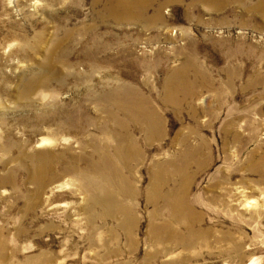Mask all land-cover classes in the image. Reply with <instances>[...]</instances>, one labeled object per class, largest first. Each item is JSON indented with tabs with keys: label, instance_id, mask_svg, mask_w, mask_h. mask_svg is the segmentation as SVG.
<instances>
[{
	"label": "rangeland",
	"instance_id": "rangeland-1",
	"mask_svg": "<svg viewBox=\"0 0 264 264\" xmlns=\"http://www.w3.org/2000/svg\"><path fill=\"white\" fill-rule=\"evenodd\" d=\"M140 1L136 19L112 0H0V264H264V0ZM189 62L202 89L174 109L163 82ZM135 90L163 134L130 125L127 214L91 207L90 224L83 172L99 177L101 150L115 163L112 115Z\"/></svg>",
	"mask_w": 264,
	"mask_h": 264
},
{
	"label": "bare ground",
	"instance_id": "bare-ground-1",
	"mask_svg": "<svg viewBox=\"0 0 264 264\" xmlns=\"http://www.w3.org/2000/svg\"><path fill=\"white\" fill-rule=\"evenodd\" d=\"M112 1H113V5L109 10L111 16L116 17L118 14V10H121L131 15L137 16L136 19H141L140 18L141 13L145 8L143 9V4H141L140 0H112ZM155 17L156 18L161 17L159 9H156ZM189 64L190 62L185 66L181 67L180 69L172 72L163 82L164 96L162 100L163 102L164 101L171 102L174 109L177 108L179 110L183 101H185L189 97H194L197 94L199 95V93L201 92L200 90L202 89V87L194 86L193 80H190L186 76V68L188 67ZM114 93H117V91H115ZM170 94H174V95L172 96ZM177 94L181 95V99L176 97ZM113 96L114 99H116V96L114 94ZM119 114H122L123 117L118 116ZM112 117L114 119V122L116 123V128L118 130L123 129L124 132L121 136H118L116 139L117 149L114 152L115 163H113V160L108 154H104L101 156V153L103 151L101 150L100 151L101 163L98 166V170L101 173L99 174V177L91 178L86 172H83V174L89 177L88 180H92V181H87L83 186L80 187L83 193H85V196H89L90 195L89 193H91L92 195H95L94 193H99L96 194L97 197L94 196L95 202L86 204L85 212H86L87 221L90 224L95 218V216H93V211L95 209L91 207H95V206L106 207L105 209L102 210V217H108L110 214V209H113L114 211H117L122 215L127 214V210L124 208V204L122 201L123 199L120 197L122 196L124 197L125 195H127L130 189H128L129 187L126 186L127 179L123 177L122 172L128 171L131 165L134 164L135 162L137 163L142 162L144 155V153L140 150L139 145L136 144L134 137L128 135V133L126 132L129 129H131L130 125L136 126V128L139 129H143L147 141L153 138L157 139L163 134L162 125L158 121L159 116L157 115L154 107L150 104L149 98L139 94L137 90L133 92L131 91L130 94L124 92V95L121 96V100L117 104L116 114H113ZM127 137H130V141L125 145V140L127 139ZM45 140L47 139H44V141ZM185 140L186 137L184 136L180 138V142H185ZM192 150L193 149L190 148L189 145H186V147L183 148V150L179 155H175V160L177 159L186 160L190 158L191 156L190 154H192ZM75 160H79V158L75 157ZM104 162L108 163L107 167L104 166ZM178 169L180 173L177 175L180 174L183 175L184 174L183 167H180ZM99 178H101V180H99ZM93 181H96V183H94ZM166 183L167 180H158V181L156 180L154 184L155 189L156 190L159 189V191H156V193L159 194V197H161L165 201V205L169 209L168 211L170 212L169 214L170 217H175L178 218V220L181 222L182 221L186 222V218L182 216L183 214L182 206L184 204H188V202L185 199H177L176 197L177 195H174L173 194L174 191L172 190L165 191L164 193L160 194L161 192L160 188L162 189L163 185ZM111 184H113V186H111ZM181 189H183V192L186 191L184 190V188ZM121 225H123L122 222ZM1 257H3V255H0V259ZM49 260L48 258H46V256H43L40 264H46V262ZM248 264H254V263L251 262Z\"/></svg>",
	"mask_w": 264,
	"mask_h": 264
}]
</instances>
